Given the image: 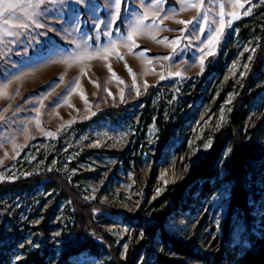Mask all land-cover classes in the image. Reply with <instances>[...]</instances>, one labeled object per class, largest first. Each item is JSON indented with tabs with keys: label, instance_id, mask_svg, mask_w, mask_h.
Listing matches in <instances>:
<instances>
[{
	"label": "rangeland",
	"instance_id": "1",
	"mask_svg": "<svg viewBox=\"0 0 264 264\" xmlns=\"http://www.w3.org/2000/svg\"><path fill=\"white\" fill-rule=\"evenodd\" d=\"M239 2L242 7L233 6L232 0H206L205 8H211L207 22L198 18L187 29L176 21L191 20L197 13L183 10L179 0H162L158 7L154 0H124L114 24L108 23L115 14L108 0L44 5L50 16L38 19L56 31L30 25L19 37H8L0 44V92L4 93L0 95V184L27 179L29 183L22 191L0 192V264H26L32 252L45 245L58 249L75 236L76 232H70L74 213L71 200L59 199L44 177L40 184L35 183L42 174L52 172L60 175L78 197L99 205L92 211L89 227L81 230L80 239L83 234L97 242H101V235L112 238L122 261L140 246L162 253L157 240L143 245L141 233L134 234L126 224L141 211L150 214L153 202L169 187L180 185L205 158L213 135L227 124L233 103L250 77L252 87L247 93L253 92L255 97L247 108L243 129L246 149L259 160L257 166L252 164L256 184L262 185L264 170L258 166H264V57L258 66L255 57L264 29V0ZM220 4L225 5L226 13L222 35L216 32L221 23ZM145 11L147 18L133 37L139 45L135 47L124 37ZM228 13L239 18L233 19ZM197 25L205 31H193ZM218 35V42H210ZM85 40L87 50L77 49L75 42ZM106 46L110 47L106 59L88 58ZM221 51L224 56L218 62ZM69 52H79L83 58L68 64L51 62ZM229 52L231 57L226 62ZM215 64L221 74L212 72L204 78ZM177 72L181 76H176ZM151 86L159 91L145 111L141 102ZM173 102L177 112L171 116L168 111ZM121 106L125 109L118 113L88 127H76L101 111ZM160 108L163 120L172 127L158 155L160 131L155 120ZM230 162L231 150L227 149L221 175L213 181L214 193L204 199L193 197L185 211L173 212L164 223L171 236L193 243L202 252L223 249V264L235 263L239 254L232 246L245 244L238 222L231 243L222 242L231 188L225 175ZM253 214L254 232L263 236L264 190ZM98 252H83L66 264H110L108 255L102 249ZM137 264L154 263L143 253Z\"/></svg>",
	"mask_w": 264,
	"mask_h": 264
},
{
	"label": "trees",
	"instance_id": "2",
	"mask_svg": "<svg viewBox=\"0 0 264 264\" xmlns=\"http://www.w3.org/2000/svg\"><path fill=\"white\" fill-rule=\"evenodd\" d=\"M245 21H242V23ZM242 32V31H241ZM245 33V32H242ZM242 35V34H241ZM224 56V51L219 54L218 62ZM230 52L225 59H230ZM264 57V29L260 35L259 48L255 57L257 66ZM217 62V63H218ZM221 68L215 64L211 73H206L207 78L212 72L221 74ZM252 78L247 80V86L238 94L233 103L232 110L228 117L227 124L219 129L212 137L210 149L199 163V165L188 175L180 185L169 187L167 191L153 202L150 214L141 211L136 219L128 221V225L134 234L141 233L145 238L143 245L151 244L155 240L159 242L162 253L156 254L151 250H146L140 246L136 251L128 252L126 260L122 261L118 251L114 247L112 238L101 235V242L95 241L92 237L85 236L80 239L81 230L89 227V218L92 211L99 208V205L87 203L78 197L74 189L55 172L42 174L35 183L40 184L41 178L48 180L49 188L58 192L59 199L65 198L71 200L73 213V223L70 232H76L73 238H68L60 246L55 248L45 245L36 252H32L26 258V264H66L67 261L78 254L89 251L95 255L100 254V249L105 252L110 264H137L141 254L147 253L154 264H185L182 259H190L202 264H223L224 250L219 249L216 252H202L193 243H186L171 236L164 223L170 218L175 211H185L186 205L193 197L200 199L207 198L215 191L214 180L221 175L222 156L227 149L231 150V162L227 169L225 180L231 185L228 198V207L226 217L222 225V242L231 243L232 235L236 222L243 227V240L245 244L234 245L232 250L239 254L235 263L227 264H264V233L263 236L256 235L254 232V214L253 207L258 201L261 192L264 190V181L261 186L256 184V172L254 166L258 165V158H255L246 149V132L243 129V123L247 116V108L255 97L253 92L247 93L252 86H249ZM252 85V84H251ZM250 88H249V87ZM157 86H151L142 100L145 111L151 105V99L158 92ZM223 99V96H222ZM170 107L169 113L174 115L177 112L176 102ZM125 109V106L110 108L99 112L94 118L87 122L77 124V128L88 127L91 123L109 117ZM151 117L148 118L149 123ZM159 129V142L156 149L159 155L166 143L167 134L170 130L171 123L165 122L162 118V109L157 112L155 120ZM177 128L179 126H176ZM253 164V167H252ZM259 170H264V166H258ZM27 180H20L14 183L0 184V192H18L27 189L29 183ZM31 181V180H30ZM77 229L80 232L77 233ZM181 258V259H179Z\"/></svg>",
	"mask_w": 264,
	"mask_h": 264
},
{
	"label": "snow or ice",
	"instance_id": "3",
	"mask_svg": "<svg viewBox=\"0 0 264 264\" xmlns=\"http://www.w3.org/2000/svg\"><path fill=\"white\" fill-rule=\"evenodd\" d=\"M85 2V0H0V44L5 43V39L8 37H19L23 34L24 31L28 30L30 25H34L36 28H48V31H56V29L41 23L38 19L41 15H49L50 11H47L43 8L44 5H67L68 3H75L77 5H82ZM156 6L158 7L162 0H154ZM179 2L184 6L183 10L188 9H194L196 10V17H193V19L185 21V20H178L176 23L185 25V29L189 25L196 24L198 18H202L205 22H207L208 19V13L211 11V8H205L206 0H179ZM208 3H211V0H207ZM233 6L242 7L243 5L240 4L239 0H232ZM109 6L114 5L115 14L113 18L108 21V23H115L116 19H119L120 12L122 5L124 3V0H108ZM220 16H221V23L220 27L216 29V32L220 35L223 34L225 29V22L223 21V17L226 14L225 13V5L220 4ZM158 14V13H157ZM250 12H245L244 15H248ZM228 15H232L233 19H238L239 17L236 16L233 13H228ZM147 18V11H145L141 16L137 17L136 23L134 26L130 28V30L127 33V36L124 37L125 41H132L135 47H139V45H135V42L133 40V37L140 33L141 28L140 25L143 23V20ZM165 19H169L170 17L165 16ZM227 25H231V20L227 21ZM96 28H99L100 25L96 24ZM199 30L201 33L205 31L202 25H197V28H194L193 31ZM105 35H110V33L105 32ZM153 40H156L155 36L150 37ZM213 39L215 42H218L220 39V36L218 35L215 38H210V42H213ZM11 42V41H9ZM76 48L81 49L82 47L84 50H87V41L82 42H75ZM157 43H163V41H157ZM175 43V42H173ZM115 42H112L111 47L114 48ZM125 47H127V44H125ZM129 51L131 52L132 49L130 48ZM177 51L176 48L173 49V52L175 53ZM110 54V47L106 46L103 49H97L95 54H90L88 56L89 59L94 58H100V59H106L107 55ZM117 56L120 59H123V56H120V54L117 52ZM211 55V53H208ZM82 55L79 52H69L68 55L64 56L61 55L59 59L52 60V63H61V64H68L70 61L72 62H78L80 59H82ZM165 59H169V57H165ZM125 67L128 68L127 64H125ZM109 71H111V67L109 66ZM129 74L131 75V69L128 68ZM201 71H203V60H201ZM112 75L115 77L116 74L113 72ZM176 76H181L180 72L175 73ZM19 79V76L16 77ZM119 79V77H116ZM60 80H63V76L59 78ZM161 79H164L163 76H161ZM121 83L123 81H120ZM5 88L7 85L4 86ZM3 92H0V95H3ZM83 98V97H82ZM210 146V145H208ZM167 184V182H165ZM160 189H157V194H159ZM58 236L59 233H56ZM126 247V246H125Z\"/></svg>",
	"mask_w": 264,
	"mask_h": 264
}]
</instances>
